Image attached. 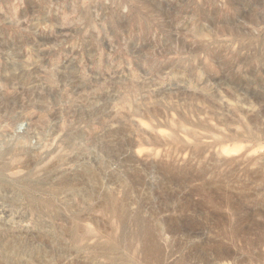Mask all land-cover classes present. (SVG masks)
Returning a JSON list of instances; mask_svg holds the SVG:
<instances>
[{
  "label": "rangeland",
  "instance_id": "1",
  "mask_svg": "<svg viewBox=\"0 0 264 264\" xmlns=\"http://www.w3.org/2000/svg\"><path fill=\"white\" fill-rule=\"evenodd\" d=\"M0 264H264V0H0Z\"/></svg>",
  "mask_w": 264,
  "mask_h": 264
}]
</instances>
